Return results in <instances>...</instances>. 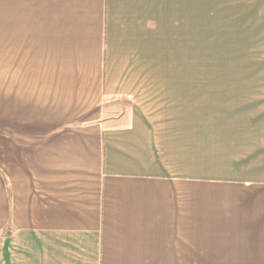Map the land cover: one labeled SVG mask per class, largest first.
Listing matches in <instances>:
<instances>
[{"label":"crops","instance_id":"crops-1","mask_svg":"<svg viewBox=\"0 0 264 264\" xmlns=\"http://www.w3.org/2000/svg\"><path fill=\"white\" fill-rule=\"evenodd\" d=\"M0 15L24 58L0 141V264L199 263L215 247L195 244L200 189L204 214L248 209L264 230V122L144 113L163 48L264 46V0H0Z\"/></svg>","mask_w":264,"mask_h":264},{"label":"rangeland","instance_id":"rangeland-1","mask_svg":"<svg viewBox=\"0 0 264 264\" xmlns=\"http://www.w3.org/2000/svg\"><path fill=\"white\" fill-rule=\"evenodd\" d=\"M19 51L10 45L9 16L0 15L3 144L10 136L11 70H16L17 54L18 61L24 59L23 55L19 58ZM20 67L24 69V61ZM162 71V93L155 95L151 109L144 111L149 122H264V46L193 47L187 48V53L184 48H163ZM202 195L201 189L195 191V237L218 242L202 238L195 242L215 245L207 257L202 256L207 250L196 247L195 261L199 263L195 264H264V240L235 239L244 233L264 237L261 226L254 228L245 222L251 219L249 210L246 218L237 216L219 223L210 217L211 203L204 214ZM225 213L236 215L232 210Z\"/></svg>","mask_w":264,"mask_h":264}]
</instances>
